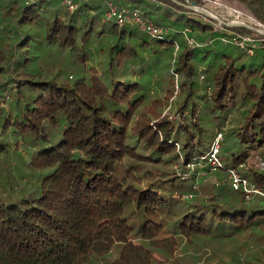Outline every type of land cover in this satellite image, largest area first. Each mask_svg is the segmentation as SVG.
<instances>
[{
  "label": "trees",
  "instance_id": "1",
  "mask_svg": "<svg viewBox=\"0 0 264 264\" xmlns=\"http://www.w3.org/2000/svg\"><path fill=\"white\" fill-rule=\"evenodd\" d=\"M129 1L160 35L104 21L99 0L73 12L57 5L53 15L49 5L41 7L51 1L4 2V14L18 17L8 47L0 48V264H203L209 254L218 264H225L221 254L238 260L231 264H264L240 261L248 245L264 247V171L250 165L243 171L261 192L248 200L228 184L197 183L209 171L203 156L214 138L201 115L220 132L228 127L221 169L248 161L252 152L264 155L263 48L249 55L216 43L188 46L179 29L219 36L212 21L192 17L196 12L179 0ZM236 1L264 24V0ZM37 25L42 35L34 32ZM138 32L169 48L178 42L175 71L185 92L178 110L189 108L187 121L161 117L164 102L149 99L140 51L155 65L160 48H149ZM104 34L108 62L99 71L87 65L88 44ZM51 45L79 67L72 81L39 64L40 50ZM201 66L209 93L196 92ZM10 158L28 169L27 180L15 175ZM174 162L181 170L167 175L145 167Z\"/></svg>",
  "mask_w": 264,
  "mask_h": 264
},
{
  "label": "rangeland",
  "instance_id": "2",
  "mask_svg": "<svg viewBox=\"0 0 264 264\" xmlns=\"http://www.w3.org/2000/svg\"><path fill=\"white\" fill-rule=\"evenodd\" d=\"M5 1L6 0H0V48L3 51L5 50L6 47H8L7 45H5V43L9 41L7 39V36L12 35V33H10L9 31L13 27L14 24L13 19H16V17H18V13L16 12H12L10 15L4 14L6 10L4 6ZM196 1L198 2L199 7L201 6L206 8L210 13L216 16L217 21L212 19L210 21H212L211 25L213 26V30L216 31L217 33H220V35L218 34L219 36H216L215 34H211L209 31L202 32L200 29L192 28L190 26L183 27V29L180 28L179 30H183L182 33L180 34V38H182L188 46L190 45L199 46L201 44L203 45L205 42H209L212 45H215L216 43L217 46L219 47L224 46L226 49L236 51V47H242L241 45L244 46V45L256 44V47H259L260 45L264 50V36L263 34H261V30H264V27H262L264 26V24L259 22L244 5L240 4L236 0H219L216 3H214L213 0L212 1L210 0L208 2L204 0L203 1L196 0ZM205 3L206 5H204ZM45 5H49L48 6L49 13H51L52 15L56 14L57 11L55 10V6L58 5L56 2L42 3L41 7H44ZM19 7H21V4H19ZM185 9H187V7ZM176 14L178 13L176 12ZM69 15L70 13H66L64 16L67 17ZM189 15H191L192 17L198 20L205 21L197 13L196 14L189 13ZM233 21H237L238 24L236 23L233 26L231 25L232 28L224 27L225 24L223 23H232ZM241 25L252 26L253 29L246 26V28L250 29L252 32L244 33L241 30L236 29L237 26H241ZM26 26L27 25H24L21 26L20 28L24 29ZM129 30H136V28L131 27ZM42 31L43 29L41 27H39L38 25L35 26L34 32L36 34L42 35ZM138 34L140 35V38L142 40H146L148 42L149 48H153V47L160 48L159 49L160 52L158 54V61L156 62L155 65L151 60L153 56H150L149 52L140 51V53L145 59L142 66L145 67V73L143 76L140 75V77L141 80L145 83L147 91L149 92V96H150L149 99L160 98V100L164 102L163 106L160 108L161 117L168 116L171 120L174 121L178 120V122L187 121L189 117V108L187 107L183 112L178 110V108L182 104L185 95V92H182L180 88L181 75L176 73L175 71V65L178 54H176L174 59L173 48H169L166 43L158 44L154 39L146 36L145 34H141L140 32H138ZM106 35L107 34H104L97 38L92 36L88 44L87 65H93L99 71H103L106 68L108 62V56H107L108 37ZM241 36H243L242 39L240 38ZM179 50L180 47L177 53L179 52ZM40 51L42 55L38 60L39 64L43 68H45V70H47L50 75H54L58 73V78L60 80L72 81L75 75H77L78 71L80 70L79 67H74L69 63V59L67 58L66 52L57 48L56 45H51L46 48L43 46ZM254 53L255 50L253 51L252 54L249 53L248 54L253 55ZM67 65L68 68H66ZM201 67L202 68H199V77L197 79L198 90L196 92L201 93L205 89L206 92L209 93L210 88H208V84L205 85L206 74L203 73L204 66ZM169 79H171L172 86H170V84H168L167 86V81ZM168 89H170V92H168L170 93L169 97L164 99L165 96L168 95L167 94ZM201 117L202 119H204L205 127L212 129V133L214 135L213 140H214L216 134L220 132V130L213 125V123L215 122L211 117L207 115L206 116L201 115ZM223 129L227 130L228 127L227 128L225 127ZM224 130L223 132L221 131L222 139L224 137L223 135ZM210 141H212L211 138L207 142L209 143ZM221 150L222 149L220 146L218 155L219 156L221 155L222 157L223 150L222 151ZM19 153L22 154V157L26 158L27 149L22 148ZM224 155L228 156L227 153H224ZM258 157L263 158L264 155L260 154L259 151H256L254 153L252 152V155L248 159V161H246L245 166L240 169H242V171H245L247 165L254 167L253 161ZM7 164L10 165V167H12L17 177L21 176L23 181L27 180L30 173L28 169L25 167L24 168L19 167L18 169V167L16 166L17 164H20L18 160L16 161L15 159L10 158ZM22 164H20L19 166H23ZM145 167L149 168L152 171V173H154V175H156L157 172H159V174L167 175L181 170V164L177 162L165 164V165H159L158 168L156 169H152L151 165H147ZM226 171L227 170L221 169V167H219L218 169H216V171L202 172L197 176V183L199 184L200 182H205L206 184L209 185L211 184L227 185L228 182L226 177L227 175ZM0 189L3 188L0 187ZM208 190L209 187L206 186V189L204 191L202 189V192L206 193ZM240 257L242 258L240 260L242 262H244L243 258H248L249 260L252 261L255 260L260 261V259H264V247H260L256 245H248L242 251ZM220 258L224 261L225 264H231L234 261H238V260H233L232 258L230 259L228 256L223 254L220 255ZM217 261H218L217 255L209 254L204 256L203 264H218L219 262Z\"/></svg>",
  "mask_w": 264,
  "mask_h": 264
},
{
  "label": "built area",
  "instance_id": "3",
  "mask_svg": "<svg viewBox=\"0 0 264 264\" xmlns=\"http://www.w3.org/2000/svg\"><path fill=\"white\" fill-rule=\"evenodd\" d=\"M24 3H32L36 1H44V2H56L59 6L65 9L67 12H73L78 9L83 3H86L90 0H21ZM102 4V17L103 20L106 22L114 23L117 26H135L140 30L152 35L158 36L162 33V29L158 28L155 23L150 19V17L146 14L145 10L139 6L133 5L129 0H99ZM152 2H156L158 4H162L161 1L151 0ZM181 4H183L187 9L196 12V8L199 7L198 2L196 0H179ZM203 1V0H199ZM206 2L210 0H204ZM212 1V0H211ZM219 0H213L216 3ZM206 5V3L204 4ZM203 5V6H204ZM202 9L207 10L204 7ZM208 11V10H207ZM201 17L205 21H210L212 18L206 15H201ZM214 20V19H212ZM237 23V21H233ZM225 24V23H223ZM238 24V23H237ZM227 25V24H225ZM244 25V24H243ZM231 26V25H228ZM264 27V26H262ZM261 34L264 36V30H261ZM244 36V35H243ZM241 36L240 38L242 39ZM188 39V38H186ZM244 39V38H243ZM173 56L177 54L179 49L178 42L173 43ZM240 45V44H239ZM241 48H245V51L249 54H252L256 44L253 45H241ZM222 142V133L218 132L213 140L212 144L210 145L209 150L203 156L205 159V163L209 166V171H216L219 167H221V159L218 155L220 145ZM254 167L260 171H264V159L263 158H256L254 161ZM246 162L238 164L236 167H231L226 171V177L228 185L233 190H242L245 194V199H250L253 194L261 193L249 180L243 175L242 167H244ZM190 169H193V165L189 166ZM233 264H244V263H233Z\"/></svg>",
  "mask_w": 264,
  "mask_h": 264
},
{
  "label": "water",
  "instance_id": "4",
  "mask_svg": "<svg viewBox=\"0 0 264 264\" xmlns=\"http://www.w3.org/2000/svg\"><path fill=\"white\" fill-rule=\"evenodd\" d=\"M173 1H175V0H173ZM196 11L198 12V13H200V14H202V15H206V16H209L210 18H212V19H214V20H216L217 18H216V16H214L212 13H210L209 11H207V10H205V9H202V8H200V7H197L196 8ZM217 21V20H216ZM222 22V21H221ZM225 24H227V25H235L236 23H234V22H232V23H225ZM247 27H249V28H252L253 29V27L252 26H250V25H246Z\"/></svg>",
  "mask_w": 264,
  "mask_h": 264
}]
</instances>
